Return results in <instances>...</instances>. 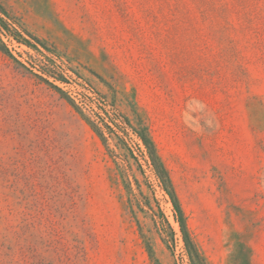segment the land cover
Wrapping results in <instances>:
<instances>
[{
  "label": "rangeland",
  "instance_id": "1",
  "mask_svg": "<svg viewBox=\"0 0 264 264\" xmlns=\"http://www.w3.org/2000/svg\"><path fill=\"white\" fill-rule=\"evenodd\" d=\"M0 19V264H264V0Z\"/></svg>",
  "mask_w": 264,
  "mask_h": 264
},
{
  "label": "trees",
  "instance_id": "2",
  "mask_svg": "<svg viewBox=\"0 0 264 264\" xmlns=\"http://www.w3.org/2000/svg\"><path fill=\"white\" fill-rule=\"evenodd\" d=\"M0 22H1V19H0ZM12 32H15L14 35H18V32L16 31L15 28L12 29ZM34 39H36V38H34ZM37 41H38V40H37ZM190 257H191V256H190Z\"/></svg>",
  "mask_w": 264,
  "mask_h": 264
}]
</instances>
